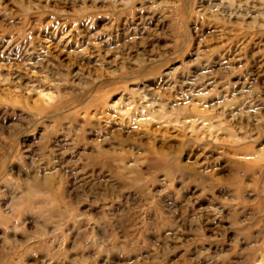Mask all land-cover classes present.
<instances>
[{"label":"rangeland","instance_id":"obj_1","mask_svg":"<svg viewBox=\"0 0 264 264\" xmlns=\"http://www.w3.org/2000/svg\"><path fill=\"white\" fill-rule=\"evenodd\" d=\"M45 3L53 10L57 8L55 0L51 3L45 0ZM5 4L13 10L10 0H5ZM61 7L65 12L72 11L70 4ZM150 7L148 0L138 3L130 17L123 15L112 24L106 16L97 17L93 29L84 23L75 27L70 23L65 25L59 17L53 21L51 15L44 16L40 20L43 26H38L32 17L23 39L14 38L19 17L13 20L0 15V66L3 68L0 75L10 78L9 85L0 86V95L10 97L17 84L27 87L29 73L57 64L68 70L76 83L89 76L93 81L99 78L98 83L57 115L61 131L50 138L46 137L48 129L44 126L18 135L20 125L14 113L19 114L21 109L0 107V176L7 172L19 178L24 170L27 178V169L47 150L48 158L40 165V175L72 165L71 187L67 188L63 202L74 213L85 217L79 222V229L74 223L67 230L63 249L55 244L50 248L26 249L17 256L15 264H259L264 260L250 251L254 245L264 243V159L237 161L231 149L181 151L184 140L174 130L161 129L155 124L137 130L123 120L109 123L114 113L102 107L105 98L112 103L123 94L120 91L123 85L108 83L112 80L108 72L137 59L146 65L139 74L140 87L146 84L148 92L162 94L170 110L178 104L192 103L193 113L197 111L188 95L191 84L182 81V87L169 92L168 73L195 62L200 54L210 56L211 64L206 69L201 67L200 71L193 67L195 76L187 79H195L204 71L220 73L228 62L233 68H243L242 74L233 75L229 80L231 87H226L219 76L215 78L219 85L217 91L222 93L220 99L240 100V94L251 88L264 90V35H241L238 29H228L223 34L217 25L190 17V33L178 42L169 29L170 20L145 10ZM201 8L208 11L207 0H197L195 10L201 11ZM232 22L236 23L235 18ZM106 25L111 29V40H104L103 49L96 55H81L85 49L96 50V43L101 41L93 42L92 37ZM101 57L102 68L98 66ZM150 62L157 63L153 67ZM205 83L207 90H211L212 84L208 80ZM127 87L135 90L136 80H131ZM218 102L213 97L205 103ZM239 110L238 105L232 111ZM69 147L70 154L64 156ZM117 149L126 152V157L121 159H126L128 165L136 164L140 173L128 180L120 176L115 181L119 188L112 185L111 168H86L80 163L81 157L95 153L106 158ZM257 150L264 151V138H256L246 152L250 155ZM170 154H175L185 169L209 170L213 186L206 188L191 180L166 183ZM65 188L57 183L55 193L63 194ZM80 189L96 191L88 202L76 204L73 195ZM101 220L103 227L98 226ZM249 226L250 232H246ZM33 227V224L25 225L27 229ZM81 231L88 234L92 247L81 248ZM10 238L18 245L24 237L13 233ZM3 244L4 231L0 229V245ZM0 264H4L3 260Z\"/></svg>","mask_w":264,"mask_h":264},{"label":"clouds","instance_id":"obj_2","mask_svg":"<svg viewBox=\"0 0 264 264\" xmlns=\"http://www.w3.org/2000/svg\"><path fill=\"white\" fill-rule=\"evenodd\" d=\"M51 2L52 0H47V3ZM144 2L145 0H55L57 8L53 10L47 6L45 0H10V5L14 6L10 11L5 0H0V15L5 18L11 17L13 20L19 17L20 25L15 28L14 38L23 39L26 36L27 22L32 17L36 18L38 26H43L40 25V20L44 16L51 15L53 21L59 17L65 25L70 23L75 27L84 23L88 28L93 29L97 17L106 16L109 24H112L123 15L130 17L135 11V5ZM148 2L151 7L145 10L153 14L159 13L162 18L167 17L171 22L169 29L172 36L178 42L190 33L188 27L190 17H195L200 22L217 25L223 34H227L228 29H238L241 35H264V0H218V2L207 0L208 11H204L203 8L201 11H196L197 0H148ZM69 4L72 11L65 12L61 6ZM233 18L236 23L232 22ZM245 21L250 22L245 23ZM110 32V27L106 25L102 32L92 37L93 42L101 41V43H96V50L85 49L81 55H96L103 49L102 42L111 40ZM100 60L101 63L98 66L102 68L103 57ZM150 63L154 67L157 62ZM130 64H135V67H131ZM210 64L211 57L200 54L195 62L172 69L168 73L169 92L182 87V81L191 84L192 91L188 95L197 108V111L193 113L192 103L178 104L170 110L167 99L162 94L148 92L146 84L141 88L142 82L139 74L146 67L144 61L142 59L126 61L117 70L108 72L112 78L109 84L115 82L123 85L120 89L123 94L115 102L109 103L107 98L103 102L104 110L114 113L108 122L119 123L123 120L130 122L131 126L137 130L153 124L161 129H172L184 140L180 146L181 151L188 148L212 152L231 149L236 153L237 161L249 162L264 159V151L257 150L256 153L250 155L246 152L248 146L253 144L256 138H264V115H262L264 90L260 87L251 88L240 94V100L235 98L228 100L227 97L220 99L222 93L217 91L219 85L215 83V78L219 76L226 87H231L228 82L232 76L243 72V68H233L231 62L224 64L220 73L204 71L195 79H187L195 76V73L191 71L193 67L200 71L201 67L206 69ZM2 70L0 66V71ZM28 75L27 87L17 84L16 91L10 97L0 95V107L21 109L19 114L14 113L15 120L20 125L18 135H23L38 126H44L48 129L47 138L61 131L57 115L64 110L66 105L92 88L94 83L99 82V78L93 81L89 76L80 83H76L75 79L68 75V70L62 69L59 64ZM82 75V73L78 74V76ZM131 80L137 82L138 87L135 90L127 87ZM205 80L212 84L211 90H207L208 84ZM9 84L10 78L0 75V86ZM111 95L112 93H109V96ZM213 97L219 102L205 103ZM238 105L240 106L239 112H233L232 110ZM245 119L247 123L243 122ZM108 139L110 141L111 137ZM71 150L69 147L63 155H69ZM121 157H126V152L123 149H117L110 152L106 158L97 156L95 153L81 157L80 163L86 168L96 166L111 168L113 171L112 185L119 188L120 185L115 184V181L120 176L128 180L140 175L136 164L128 165L127 160ZM47 158L48 152L45 150L36 164L27 169V178L24 176V170H21L19 178H16L15 174L9 176L7 172L0 176V229L4 231L5 239V244L0 245V260H3L4 264H15L17 256L24 254L26 249L50 248L53 244L63 249L67 230L74 223L79 229V222L85 219L80 213H74L66 202H63L67 196V188L71 187L69 173L74 172L72 165L66 169L48 170L47 175L42 176L40 165ZM177 159L175 154H170L166 166V183L191 180L206 188L213 186L209 180V170L185 169L177 162ZM57 183L66 186L63 194L55 193ZM95 191V189L93 191L80 189L73 195L74 203L88 202ZM77 197H79L78 200ZM26 224H33L34 227L27 229ZM98 226L103 227L104 221L101 220ZM245 231L250 232V226L245 228ZM13 233H19L24 237L18 245L11 241L10 234ZM80 246L81 248L92 247V241L83 231H81ZM250 251L255 256L264 257V243L254 245ZM224 255L227 257L228 254ZM259 264H264V260H261Z\"/></svg>","mask_w":264,"mask_h":264}]
</instances>
